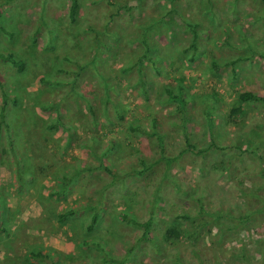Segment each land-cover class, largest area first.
<instances>
[{
  "label": "rangeland",
  "instance_id": "1",
  "mask_svg": "<svg viewBox=\"0 0 264 264\" xmlns=\"http://www.w3.org/2000/svg\"><path fill=\"white\" fill-rule=\"evenodd\" d=\"M79 3L73 24L71 0H0V53L24 62L0 58V107L6 90L32 130L13 149L0 128V264H48L32 251L53 264H264V101L236 99L264 98V0ZM103 166L133 174L109 185ZM62 173L72 183L52 195ZM129 202L154 217L130 249L144 229L124 218ZM94 205L101 221L87 232Z\"/></svg>",
  "mask_w": 264,
  "mask_h": 264
},
{
  "label": "trees",
  "instance_id": "2",
  "mask_svg": "<svg viewBox=\"0 0 264 264\" xmlns=\"http://www.w3.org/2000/svg\"><path fill=\"white\" fill-rule=\"evenodd\" d=\"M169 1H170L169 10L171 12H173L176 9V3L180 0H169ZM79 5H80L79 0H71V6L69 9V19H70V22L73 24L76 23V21H77V12H78ZM187 24L193 33V38L191 41V45L189 47L196 49L195 44H196L197 38H199V35L201 33L200 30H197V28H199L200 23L195 21L193 23L187 22ZM144 43L147 45V42H145V39H144ZM251 46H253V45H251ZM188 50H189V48L185 47L182 51H183V53H187ZM253 51H255V49H253ZM192 53H193V55L189 57L190 61H194V59H195V55H196V54H194L195 51ZM0 58L4 59L6 61L12 62L13 64H16L18 66L19 70H22L24 68L23 60L20 59L18 61L11 54L4 55V54L0 53ZM239 60H240L239 58H236L235 60L230 61L229 64L236 63ZM225 64H227V63H225ZM214 65H216V64L214 63ZM140 74H142V71H140ZM142 82H144V81L142 80ZM179 90H180V93L181 92L185 93L184 92L185 89L183 87H179ZM170 93L172 94V97L174 99L179 100L180 103H183V100H181L179 92H177V93L176 92L175 93L170 92ZM236 99H237L238 103H240V104L249 103L251 101H260V100L264 101V98L259 96L258 94H256L253 90L240 91L237 94ZM10 102L13 103V105L11 107L8 104ZM17 104L18 103H17L16 97L13 96L12 98H9L7 91L3 90L2 105L0 107V128H1V124L3 123L6 126V128L12 129V130H10V132H11L10 133V146L13 149H18L17 148L18 146H16V144H15L16 134H14V133L17 132V133H19L18 135H20V136L32 134V130L28 129L29 130L28 131L26 128V126L29 124L26 122L25 119H23V116L19 113L20 108L18 107ZM240 110H241L240 106H235V107L230 109V113L231 114H238L240 112ZM35 124L36 123L32 124V126H35ZM130 128L135 130V129H139L140 126H138V128L131 126ZM45 129L54 130V129H57V125L54 124L53 122L52 123L48 122L45 124ZM256 134H257V132H254L253 129H251L249 132H246L245 135L243 134L244 135V137H243L244 143H246L250 146L251 151L254 154L257 153V151L259 150V149H257L258 147L252 146L254 143V140H255L254 137L257 136ZM26 137L28 138L29 136H26ZM185 140H186L188 147H191V148L194 147V145H191L190 143H188L189 138L187 136H185ZM248 145L246 147V150H248V148H249ZM167 159L172 160V157H168V158H166V160ZM140 162L143 164L144 167L142 168L143 170H139V171H140V173H143L144 171H146L150 167V164H147L144 159H141ZM103 167H105L106 171L112 177V180L109 183V185H113L117 182L123 181L121 179H124V177L126 175H130V173L133 174L131 171H129V172H125V174H123V175H119L115 172H112L109 167H107V166H103ZM134 173H137V172L134 171ZM60 179H61V182L59 184V187H58V189H56L52 192V195H57V196L65 195L67 193L68 187L72 183V177L70 175H67L66 173H62ZM105 193H106L105 190H101V192L99 194V199L103 198L105 196ZM132 205H133L132 202L131 203L129 202L126 206H124L122 208L121 212H122L124 218L126 219V221L128 223L136 225L140 228H143L144 232L141 236L138 237V240H136V242L133 243V245H131L129 247V249L132 248L139 241L143 240L144 238H147V236H148L147 233L150 230L151 223L154 219V217L152 216V208L150 210V215L148 218L139 219V217L136 215V213L132 211ZM90 208H91L92 212L90 213L89 218H88L89 223L86 226L87 232L94 231L99 226L100 221H101L100 220V213H99L100 208L97 205L91 206ZM75 213H76V209L65 210L64 212L58 213L57 220L59 222H64V220L67 219V217H70V216L74 215ZM184 217H187V216H184ZM163 237H164L165 241L173 242V241H175L181 237V231L177 227V225L171 224L163 232ZM100 244L101 243L94 241V246L97 247L99 250L104 251L105 254H107V258H104V260L105 261H116V259H114L113 257H109V255H110L109 252L104 250V246H101ZM31 256H33L34 258H38L43 262H47L48 264H53L52 262L49 261V258L47 255L41 254L40 252H33L32 251ZM122 260L123 259H121V263H122Z\"/></svg>",
  "mask_w": 264,
  "mask_h": 264
}]
</instances>
